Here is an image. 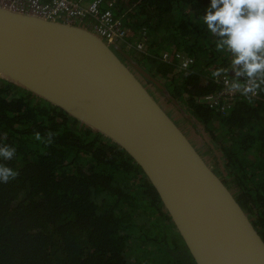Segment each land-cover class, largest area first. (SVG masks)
Masks as SVG:
<instances>
[{
	"label": "trees",
	"instance_id": "16d2710c",
	"mask_svg": "<svg viewBox=\"0 0 264 264\" xmlns=\"http://www.w3.org/2000/svg\"><path fill=\"white\" fill-rule=\"evenodd\" d=\"M115 1L128 41L145 37L144 50L131 55L151 75L143 78L165 103L201 125L198 133L220 153H210L212 168L264 238V92L251 102L242 97L225 114L201 100L221 89L211 73L231 61L199 20L210 0ZM164 51L169 60L162 59ZM176 52L193 62L179 69ZM37 132L54 133L53 142L36 141ZM4 144L16 153L0 163L18 175L0 183V264H196L125 149L0 76Z\"/></svg>",
	"mask_w": 264,
	"mask_h": 264
},
{
	"label": "water",
	"instance_id": "95a60500",
	"mask_svg": "<svg viewBox=\"0 0 264 264\" xmlns=\"http://www.w3.org/2000/svg\"><path fill=\"white\" fill-rule=\"evenodd\" d=\"M0 76L125 149L196 264H264V238L252 219L142 82L151 75L121 45L78 24L0 7Z\"/></svg>",
	"mask_w": 264,
	"mask_h": 264
},
{
	"label": "clouds",
	"instance_id": "9594fccd",
	"mask_svg": "<svg viewBox=\"0 0 264 264\" xmlns=\"http://www.w3.org/2000/svg\"><path fill=\"white\" fill-rule=\"evenodd\" d=\"M199 20L216 38L217 51L227 52L231 57L227 69L216 68L211 76L218 81L231 70L234 76L225 80L228 91L251 102L264 92V0H210ZM53 137L52 132L45 137L39 132L34 134L36 141L49 145ZM15 153V147L0 145V160L11 161ZM17 175L11 167L0 163V183H8Z\"/></svg>",
	"mask_w": 264,
	"mask_h": 264
},
{
	"label": "built area",
	"instance_id": "2783aa9c",
	"mask_svg": "<svg viewBox=\"0 0 264 264\" xmlns=\"http://www.w3.org/2000/svg\"><path fill=\"white\" fill-rule=\"evenodd\" d=\"M0 7L49 20L78 24L96 33L110 46L127 43L138 51L144 50L145 37L138 41H128L129 28L125 25L123 16L115 14V0H0ZM170 55V52L164 51L161 57L169 60ZM175 57L179 69H184L193 62L192 57L182 52H176ZM226 79L231 78L223 76L217 81L221 84V89L217 93L207 94L201 99L222 114L243 97L239 93L228 91Z\"/></svg>",
	"mask_w": 264,
	"mask_h": 264
},
{
	"label": "rangeland",
	"instance_id": "374dc122",
	"mask_svg": "<svg viewBox=\"0 0 264 264\" xmlns=\"http://www.w3.org/2000/svg\"><path fill=\"white\" fill-rule=\"evenodd\" d=\"M122 49L129 53L132 56H136V53L139 52L137 49H135L132 45H129L127 43H121L120 44ZM112 46H115L112 44ZM181 53V52H180ZM124 58V57H123ZM124 61H127L126 58H124ZM128 62V61H127ZM139 75V74H138ZM142 82L145 84V86L148 88V90L153 94V96L158 100V102L173 116L176 123L184 130V132L188 135L190 140L193 142V144L196 146L198 151L202 154V156L205 158V160L208 162V164L212 167L213 165L210 163V153H215L219 156V152L216 151V147L212 145V142L209 140L208 135L205 133L201 135L198 133L197 129H201V125L197 122H193L194 120L186 119V117L180 113V110H178L174 105L167 104L160 96L159 91L148 81H146L144 78H142ZM198 124V127H196ZM212 150V152H211Z\"/></svg>",
	"mask_w": 264,
	"mask_h": 264
},
{
	"label": "bare ground",
	"instance_id": "6f19581e",
	"mask_svg": "<svg viewBox=\"0 0 264 264\" xmlns=\"http://www.w3.org/2000/svg\"><path fill=\"white\" fill-rule=\"evenodd\" d=\"M23 14V13H22ZM27 15V14H26Z\"/></svg>",
	"mask_w": 264,
	"mask_h": 264
}]
</instances>
